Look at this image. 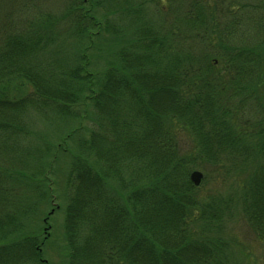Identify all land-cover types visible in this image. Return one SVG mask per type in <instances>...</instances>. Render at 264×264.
Returning a JSON list of instances; mask_svg holds the SVG:
<instances>
[{"label": "trees", "instance_id": "obj_1", "mask_svg": "<svg viewBox=\"0 0 264 264\" xmlns=\"http://www.w3.org/2000/svg\"><path fill=\"white\" fill-rule=\"evenodd\" d=\"M229 3L0 9V264H50L54 199L65 264H264L231 231L264 249V0Z\"/></svg>", "mask_w": 264, "mask_h": 264}, {"label": "rangeland", "instance_id": "obj_2", "mask_svg": "<svg viewBox=\"0 0 264 264\" xmlns=\"http://www.w3.org/2000/svg\"><path fill=\"white\" fill-rule=\"evenodd\" d=\"M10 0H0V9H2ZM53 1L55 0H20V2L27 3L28 8H22L20 10L21 15L24 14V17L31 18L34 17L33 15L37 16L39 12L49 10L50 7L53 5ZM220 0H211L212 4H218L219 6H222L219 4ZM232 3V0H225V5ZM245 1V0H244ZM229 3V4H230ZM9 5V4H8ZM7 8V7H5ZM52 8V7H51ZM53 9V8H52ZM43 13V12H42ZM41 14V13H39ZM35 123L37 126L42 127L43 122L37 119V115H34ZM53 126V125H51ZM10 156H7L9 158ZM8 164L6 165V170H4V181H2V184L5 186L11 188L14 191V195L9 196H16L15 200L20 203V191H21V185H24L27 183L28 179L24 178L22 173L19 174H13L12 169L19 167L20 169V161L15 159L11 160V158L7 161ZM199 170V169H198ZM200 171H204L200 169ZM27 177V176H26ZM28 178V177H27ZM204 181V176L200 184H202ZM13 193V192H12ZM25 196V195H23ZM57 204H59V207L56 208ZM64 203L60 200H52V201H44L41 203V205L38 208V211L36 214H34V217L30 220V224L34 225V223L39 224L41 228L42 238L47 235V238L49 237V241L47 242V245L45 247V257L50 259V264H65L64 258L62 255V245L65 243L63 233V224H64V217H65V210H64ZM3 210V209H1ZM0 214H2L0 212ZM3 215V214H2ZM1 215V216H2ZM0 220L3 219L4 216L1 217ZM48 217V220L44 219ZM10 225L12 226L11 223ZM1 225V222H0ZM232 233L234 236L238 238L239 244L241 248L245 251V253L252 257L256 256L260 260L262 257L264 258V249L261 247L260 242L256 239L255 235L249 230V228L241 224L240 222L236 223V225L232 226Z\"/></svg>", "mask_w": 264, "mask_h": 264}, {"label": "water", "instance_id": "obj_3", "mask_svg": "<svg viewBox=\"0 0 264 264\" xmlns=\"http://www.w3.org/2000/svg\"><path fill=\"white\" fill-rule=\"evenodd\" d=\"M203 176L204 174L202 171L195 169L194 171L191 172L190 179L196 186H199L203 179Z\"/></svg>", "mask_w": 264, "mask_h": 264}]
</instances>
